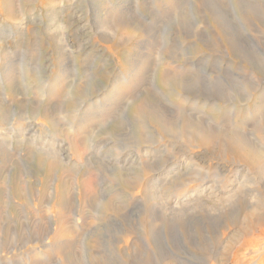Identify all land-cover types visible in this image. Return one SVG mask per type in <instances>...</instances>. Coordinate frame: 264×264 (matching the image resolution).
<instances>
[{
    "label": "rangeland",
    "instance_id": "1",
    "mask_svg": "<svg viewBox=\"0 0 264 264\" xmlns=\"http://www.w3.org/2000/svg\"><path fill=\"white\" fill-rule=\"evenodd\" d=\"M145 29L154 46L140 42ZM261 95L264 0H0V264H62L68 250L72 264H146V253L157 264L156 243L163 264H213L216 233L229 228L223 244L250 224L256 242L235 237L219 255L264 264ZM246 170L251 192L217 220L209 204ZM252 191L261 210L248 216ZM155 202L157 238L138 215Z\"/></svg>",
    "mask_w": 264,
    "mask_h": 264
},
{
    "label": "bare ground",
    "instance_id": "2",
    "mask_svg": "<svg viewBox=\"0 0 264 264\" xmlns=\"http://www.w3.org/2000/svg\"><path fill=\"white\" fill-rule=\"evenodd\" d=\"M209 2H212V5H211V7H215L216 9H218L221 13H222V15H223V17H224V19H225V21L230 25V27L231 28H234L233 27V23H232V21L230 20V18H229V15H228V12H227V10L225 9V7H223L222 5H221V2H216V1H209ZM124 9H126V8H124ZM122 20V19H121ZM121 23H124V22H121ZM122 25V28L124 27V24H121ZM235 29H236V27H235ZM151 37H152V31L151 30H149V29H145V31H144V34H142V36H141V38L140 39H142V40H140V42L142 41V43H144V42H146V47L149 45L150 47L151 46H154V41L151 39ZM236 39L238 40V42L241 44V46L245 49V50H247V51H249V47L248 46H246V44L244 43V41L240 38V37H236ZM233 42H235V39L234 38H232V37H228V40H227V43H228V45H227V48H228V50L227 51H229L230 52V50L233 52V50H234V48H231V47H229L230 45H232V43ZM236 50H238L237 48H235ZM239 51V50H238ZM250 52V51H249ZM250 53H252V52H250ZM253 54V53H252ZM132 63H133V70H136V72H137V81H142L143 79H144V77H145V72H144V70H145V62L142 60V59H140V58H138L137 56L135 57V58H133V60H132ZM7 68H9V67H7ZM228 72V71H227ZM226 73V72H225ZM237 76V75H236ZM235 76V77H236ZM256 77H255V79L257 80V81H259V83H260V81L261 80H263V79H261L260 77H258L257 75H255ZM196 77V76H195ZM227 77H228V75H227ZM230 77V76H229ZM253 78V77H252ZM239 79H240V77H239ZM191 81V80H190ZM199 81H203V80H199ZM224 81V80H223ZM204 82V81H203ZM215 82V81H214ZM214 82H212V83H214ZM217 82V81H216ZM225 82V81H224ZM227 82V81H226ZM193 83H195L194 81H193ZM200 83V82H199ZM191 83L190 82H188L187 83V91H189V89L191 90L192 89V85H190ZM202 85V87L201 88H203L204 90V94H206V95H208V97H213V95H219L220 96V94L222 95V96H226V94L225 93H227V92H224L223 91V89H222V87H220L219 85H216V84H213V85H211V84H208V83H206V82H204V83H201ZM218 84V83H217ZM194 89V88H193ZM192 91V90H191ZM190 91V92H191ZM201 92V91H200ZM247 92H249L248 90H247ZM260 92V91H259ZM199 93V92H198ZM249 94H250V92H249ZM252 95V94H251ZM261 97L263 98L264 96L263 95H261ZM253 99V98H252ZM260 99V98H259ZM251 102V101H250ZM262 105V104H261ZM256 107V106H255ZM262 109L261 110H264V107H263V105H262V107H261ZM163 111L165 112V114L167 115V116H169V117H172V114L170 113V112H168L167 110H165V109H163ZM29 126V125H28ZM28 129V128H27ZM27 129H24L23 131H27ZM29 130V129H28ZM25 131V132H26ZM254 150V149H253ZM39 151H42V150H39ZM42 152H44V155H47L49 158L51 157V156H53L55 159H56V157H55V153H53L52 151H42ZM250 154V153H249ZM251 155H252V153H251ZM250 155V156H251ZM246 158V157H245ZM243 161H244V159H243ZM245 165V164H244ZM242 167V166H241ZM237 168V167H236ZM130 169V168H129ZM234 169V168H233ZM240 170V169H239ZM243 170H244V168H243ZM187 172V171H186ZM232 172V171H231ZM243 172V171H242ZM185 173V172H184ZM237 173V172H236ZM235 173V174H236ZM186 174H188V173H186ZM227 174V173H226ZM240 174V173H239ZM234 175V174H233ZM232 175V176H233ZM241 175V174H240ZM239 175V176H240ZM250 174H249V171L248 170H246V172H245V175H243V177H244V180L242 179V181H245L244 182V184L242 183V182H240V184H238V185H236V187H235V192H234V194H231V195H229V196H226V197H224V195H223V197H221L217 192V194L220 196V197H214L215 198V200H213L209 205H210V208L209 209H211L213 212H215V213H217V215L218 216H216V219L217 220H221V219H224L225 217H226V213H227V209L223 206V204H227V203H229V202H231L232 201V199H235V198H239V199H241L243 196H244V194H243V196L241 197V194L244 192V191H248L249 190V192H251V190H250V188H251V186L250 185H248V183H250L249 181H250V179H249V176ZM82 177H83V180H82V185L84 186V189H85V194H86V196H87V199L85 200V205H88L89 204V197L91 196V191H92V185L91 184H93L92 183V175L90 176L89 175V172H84V173H82V175H81ZM173 176V175H172ZM216 176V175H215ZM175 177V176H174ZM177 177V176H176ZM234 177H235V175H234ZM242 177V176H241ZM230 178V177H229ZM236 179V178H235ZM217 180V179H216ZM233 180H234V178H233ZM228 182V181H227ZM245 183H246V185H245ZM212 184V183H211ZM229 184H231V183H229ZM241 184H243V186L241 185ZM252 184V186H253V190H255L256 189V186H255V183L254 182H252L251 183ZM204 185V184H203ZM214 185H215V187L217 186V184L216 183H214ZM208 186V185H207ZM206 186V187H207ZM231 186V185H230ZM197 188H198V186H197ZM210 188V187H209ZM217 189V188H216ZM216 189H215V191H216ZM203 190V189H202ZM204 190H205V188H204ZM210 190V189H209ZM257 190V189H256ZM207 191V190H206ZM214 191V190H213ZM212 191V192H213ZM221 192V191H220ZM227 192V191H226ZM229 192V191H228ZM258 191H252V193H251V197L249 198V199H253L254 200V203H253V205H251V206H248V216L250 215V216H253L255 213H256V210H261L260 208L258 209V208H254L255 207V204H256V201L258 202V200H260V195H258L257 196V193ZM211 192H209V194H210ZM246 193V192H245ZM203 194H205V193H203ZM213 194V193H212ZM212 194H211V196H212ZM215 194V193H214ZM223 194H225V193H223ZM248 194V193H247ZM200 196V195H199ZM202 196V195H201ZM246 196V195H245ZM200 198H202V197H200ZM204 198H207V197H204ZM209 198H211L212 199V197H208L207 198V200L209 199ZM199 199V198H198ZM258 199V200H257ZM206 200V199H205ZM206 200V201H207ZM198 201V200H197ZM200 201H201V199H200ZM206 201H205V203H206ZM261 201V200H260ZM194 202V201H193ZM201 202H203V201H201ZM210 201H208V203H209ZM204 203V204H205ZM195 204L196 205H200V203H196L195 202ZM203 204V203H202ZM216 206V207H215ZM242 207V206H241ZM157 209H159L160 211H161V207H160V205L158 204V202H155L154 203V205L151 207V206H147L146 208H145V210L143 209V210H141L139 213H138V215H139V219L141 218V219H145V220H147V221H149V223L151 224V226L149 225V224H142L143 225V230H142V232L143 233H146V231H144V227L145 228H148V227H152V237H153V235L157 238V236L154 234V233H156L155 231H156V229H157V224L162 220H157V218H158V216H156V217H154V213H157ZM228 209H230V208H228ZM234 209V208H233ZM244 209V208H243ZM237 210V209H236ZM158 212V213H161V212ZM241 213V212H240ZM263 213V212H262ZM237 214L239 215V213L237 212ZM246 215V216H247ZM263 215H264V213H263ZM123 217V216H122ZM121 217V218H122ZM125 217V216H124ZM125 218H123V220H124ZM262 224V223H261ZM263 225V224H262ZM247 227V228H246ZM244 226V227H237L236 226V228H234V229H232V232H231V234L229 235V237H227V240H226V243L225 244H227L225 247H223V249L224 250H226V248H227V246H229V245H234V244H236L237 242H236V240L235 241H233V238H235V237H243V238H249V236L250 235H254L253 236V238H250V239H247L246 241L248 242V244H250L249 246H252L253 244H254V242H256V234H254L255 233V231L253 230V225H249V226ZM259 227V226H258ZM260 228V227H259ZM225 229H229L228 227H226L225 228V226H224V228H222L220 231H219V233L217 232L216 233V235H217V237H214V242L212 243L213 244V246H214V248H213V255H212V258H211V262H213V264H227L228 263V261H230L229 260V258H228V253H227V255H225V254H222V255H219V254H221L220 253V251H219V247H221L223 244H222V242H223V239H224V236L226 235V232L224 231ZM254 232V233H253ZM242 238V241L240 242V243H243L245 240ZM221 239V240H220ZM244 244V243H243ZM112 245H113V242H112ZM158 244L156 243V245H155V247H156V251H154V257L155 256H157V264H163V261L161 260V257H160V250H159V248H158V246H157ZM235 247V246H234ZM236 248L237 247H235L234 248V250H236ZM57 249L58 250H60L61 249V247L59 246V247H57ZM263 249V248H262ZM254 250H256V248L254 249ZM264 250V249H263ZM71 251V250H70ZM99 251H100V249H99ZM91 252V251H90ZM96 252H98V251H96ZM103 252V251H102ZM143 252V251H142ZM234 252V251H233ZM252 252V251H251ZM254 252V251H253ZM258 252H259V250H258ZM72 253V252H71ZM84 253H85V250H84ZM95 253V252H94ZM114 254V256H115V253H113ZM140 254V253H139ZM138 254V255H139ZM147 254V253H146ZM146 254L145 255H142L141 256V254H140V257H139V261H141L142 263H143V261L145 260V263L146 264H152V262L149 260V258L146 256ZM158 254V255H157ZM73 254H71V255H69V250H68V252L67 253H65V255H63V257H64V262L62 263V264H72V260H71V256H72ZM101 255H103V254H101ZM100 255V256H101ZM109 255H111V254H109ZM137 255V254H136ZM148 255V254H147ZM252 255V254H251ZM253 255H254V253H253ZM259 255V254H258ZM86 256V255H85ZM85 256H84V258H85ZM96 256H98V255H96ZM96 256H94L93 258H92V260H93V262H94V264H99L100 263V261H98V257H96ZM106 256V255H105ZM104 256V257H105ZM153 256V255H152ZM151 256V257H152ZM189 256V255H188ZM62 257V256H61ZM73 257H75V256H72V258ZM102 257V256H101ZM103 257V258H104ZM108 257V256H107ZM112 257V256H111ZM116 257V256H115ZM122 257V256H121ZM254 257V256H253ZM259 257V256H258ZM136 258L138 259V256H136ZM252 258V257H251ZM255 258V260L251 263V264H256V257H254ZM60 259V258H59ZM91 259V258H90ZM101 259V258H100ZM105 259V258H104ZM104 259H102V260H104ZM113 259V258H112ZM118 259V258H117ZM106 260V259H105ZM104 260V261H105ZM258 261H259V259H257ZM91 261V260H90ZM107 261V260H106ZM117 261V260H116ZM139 261H137V262H139ZM206 261V263H207V260L205 259L204 260V262ZM244 261V260H243ZM242 260L240 261L239 259L237 260V263H242L243 262ZM84 262V261H83ZM87 262V261H86ZM135 262V261H134ZM102 263V262H101ZM108 263V262H107ZM113 263V262H112ZM115 263V262H114ZM233 263V262H232ZM84 264H86V263H84ZM104 264V263H103ZM105 264H106V262H105ZM132 264V263H131ZM167 264H170V263H167ZM261 264V263H260Z\"/></svg>",
    "mask_w": 264,
    "mask_h": 264
}]
</instances>
